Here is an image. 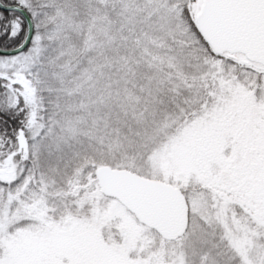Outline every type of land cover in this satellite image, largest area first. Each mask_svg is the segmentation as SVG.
I'll list each match as a JSON object with an SVG mask.
<instances>
[{
	"label": "snow or ice",
	"instance_id": "6c2138e0",
	"mask_svg": "<svg viewBox=\"0 0 264 264\" xmlns=\"http://www.w3.org/2000/svg\"><path fill=\"white\" fill-rule=\"evenodd\" d=\"M0 264H264V0H0Z\"/></svg>",
	"mask_w": 264,
	"mask_h": 264
}]
</instances>
